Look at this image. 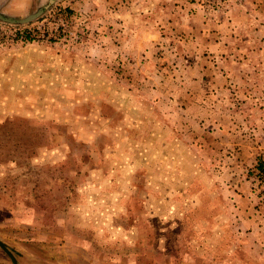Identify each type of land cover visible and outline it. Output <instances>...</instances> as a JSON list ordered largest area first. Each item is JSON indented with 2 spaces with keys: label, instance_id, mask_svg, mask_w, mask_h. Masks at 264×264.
<instances>
[{
  "label": "rangeland",
  "instance_id": "obj_1",
  "mask_svg": "<svg viewBox=\"0 0 264 264\" xmlns=\"http://www.w3.org/2000/svg\"><path fill=\"white\" fill-rule=\"evenodd\" d=\"M125 1L53 0L41 13L68 14L69 46L20 42L0 19V240L20 264H264L250 171L264 160V64L191 75L181 57L198 23L180 14L127 44ZM46 2L0 0V13ZM228 2L190 4L220 22Z\"/></svg>",
  "mask_w": 264,
  "mask_h": 264
},
{
  "label": "crops",
  "instance_id": "obj_2",
  "mask_svg": "<svg viewBox=\"0 0 264 264\" xmlns=\"http://www.w3.org/2000/svg\"><path fill=\"white\" fill-rule=\"evenodd\" d=\"M130 1L131 3L125 1L115 10H122V19H124V23L121 24L124 29L121 30L122 34L119 35L120 37L118 36V39L121 38L120 40L127 44L132 38L134 41L137 39V42L142 45L147 44L144 38L147 29L156 28L159 22L167 23L168 26L172 25L180 14L189 15L188 18L185 17V23L191 24L192 21L198 23L196 28L189 27L192 35H188L187 45L191 50L187 51V55L181 57L187 62L186 72L191 75L203 73L202 71H205L206 68L203 69L202 63L208 65L207 62L210 60L218 63V71L221 67L223 72L221 71L220 74L224 76L244 75L246 72L256 75L253 72L256 66L253 67V64L257 63L258 65V58L262 61L261 64H264V0H229L218 15L219 18H222L220 22L204 16L196 4H190L191 0L188 4L184 3V8L174 3H180L181 0H151V3L150 0ZM148 2L150 5L146 6ZM193 8H195L194 12ZM144 13H148L150 16L147 17ZM133 19H136L138 24L131 28L129 24ZM161 19L163 21H160ZM213 29H217V31L213 32ZM226 30L233 33L235 37H227ZM193 35L197 36L192 38ZM179 58L180 54L178 53L176 60ZM260 66L263 68V65ZM259 133L264 140V133Z\"/></svg>",
  "mask_w": 264,
  "mask_h": 264
},
{
  "label": "built area",
  "instance_id": "obj_3",
  "mask_svg": "<svg viewBox=\"0 0 264 264\" xmlns=\"http://www.w3.org/2000/svg\"><path fill=\"white\" fill-rule=\"evenodd\" d=\"M206 9L217 8L222 0H203ZM47 12V11H46ZM12 37L20 42L47 41L69 46L79 40L71 19L64 11L57 14L40 13L34 20L15 25ZM264 183V178H263Z\"/></svg>",
  "mask_w": 264,
  "mask_h": 264
},
{
  "label": "water",
  "instance_id": "obj_4",
  "mask_svg": "<svg viewBox=\"0 0 264 264\" xmlns=\"http://www.w3.org/2000/svg\"><path fill=\"white\" fill-rule=\"evenodd\" d=\"M52 1L53 0H47V2L44 5L38 7L34 12H32V13H30V14L22 17V18H14V17L6 16V15L0 13V19L4 20L6 22H9V23H15V24H18V23L24 24V23L30 22V21L34 20L42 12L43 9L47 8L48 5ZM0 249L7 255L11 264H20L16 261L15 257L11 253V251L7 248V246L1 240H0ZM24 264H37V263H24Z\"/></svg>",
  "mask_w": 264,
  "mask_h": 264
},
{
  "label": "trees",
  "instance_id": "obj_5",
  "mask_svg": "<svg viewBox=\"0 0 264 264\" xmlns=\"http://www.w3.org/2000/svg\"><path fill=\"white\" fill-rule=\"evenodd\" d=\"M258 178H264V163L260 158H257L253 168L250 170Z\"/></svg>",
  "mask_w": 264,
  "mask_h": 264
},
{
  "label": "flooded vegetation",
  "instance_id": "obj_6",
  "mask_svg": "<svg viewBox=\"0 0 264 264\" xmlns=\"http://www.w3.org/2000/svg\"><path fill=\"white\" fill-rule=\"evenodd\" d=\"M43 11V10H42Z\"/></svg>",
  "mask_w": 264,
  "mask_h": 264
}]
</instances>
